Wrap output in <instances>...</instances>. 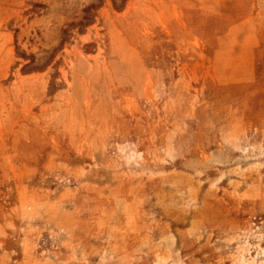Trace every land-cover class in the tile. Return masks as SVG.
Listing matches in <instances>:
<instances>
[{
    "label": "rangeland",
    "instance_id": "obj_1",
    "mask_svg": "<svg viewBox=\"0 0 264 264\" xmlns=\"http://www.w3.org/2000/svg\"><path fill=\"white\" fill-rule=\"evenodd\" d=\"M0 264H264V0H0Z\"/></svg>",
    "mask_w": 264,
    "mask_h": 264
},
{
    "label": "trees",
    "instance_id": "obj_2",
    "mask_svg": "<svg viewBox=\"0 0 264 264\" xmlns=\"http://www.w3.org/2000/svg\"><path fill=\"white\" fill-rule=\"evenodd\" d=\"M61 41H63V39Z\"/></svg>",
    "mask_w": 264,
    "mask_h": 264
}]
</instances>
